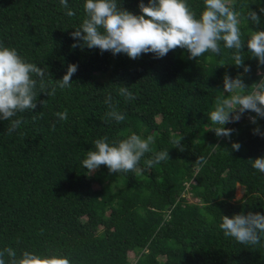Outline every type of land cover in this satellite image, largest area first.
<instances>
[{
    "label": "trees",
    "instance_id": "1",
    "mask_svg": "<svg viewBox=\"0 0 264 264\" xmlns=\"http://www.w3.org/2000/svg\"><path fill=\"white\" fill-rule=\"evenodd\" d=\"M140 2L118 0L133 14H140ZM84 3L68 0L66 9L60 0H0V44L47 68L49 91L69 64L78 66L71 87H56L54 95L39 93V77H34L37 107L19 114L22 124L11 135L9 121L0 120V251L11 247L17 256L25 250L59 251L71 264H264V238L251 248L225 237L219 227L222 216L264 214V174L251 161L264 157V136L253 134L257 126L264 132V118L252 124L249 116L256 114L245 112L225 125L234 130L230 138L210 131L218 125L209 119L216 97L223 95L226 73L242 74L250 87L261 79L264 65L251 56L246 40L247 73L234 65L232 50L223 43L219 56L206 52L196 59L181 48L163 58L148 53L136 60L73 48L77 41L70 34L85 18ZM187 3L197 16L204 8V0ZM234 4L243 15L249 6L260 17L254 24L242 16V39L250 31H264L259 11L264 0ZM69 9L76 15L67 16ZM121 86L136 98L126 101L118 92ZM109 96L124 121L107 117ZM65 109L68 119L59 121L55 114ZM133 133L154 138L152 153L140 162L141 174L109 173L105 165L89 174L82 166L96 139L118 142ZM178 139L183 151L173 143ZM232 143L241 145L239 151ZM164 150L168 160L145 167L144 160ZM198 156L207 159L202 168L195 163ZM94 183L98 187L91 189ZM238 184L244 192L235 199ZM187 191L200 203L197 209ZM165 199L164 211L160 202ZM130 251L136 253L134 262ZM4 259L7 264V255Z\"/></svg>",
    "mask_w": 264,
    "mask_h": 264
},
{
    "label": "clouds",
    "instance_id": "2",
    "mask_svg": "<svg viewBox=\"0 0 264 264\" xmlns=\"http://www.w3.org/2000/svg\"><path fill=\"white\" fill-rule=\"evenodd\" d=\"M60 3L68 9V0H60ZM138 7L140 14H133L123 9L118 0H85V18L70 34L77 41L71 47L99 49L101 54L105 51L113 55L123 53L133 60L148 53L155 58H163L170 50L181 48L187 50L189 59H196L206 52L219 56L223 43L224 48L232 50L234 65L243 67L244 73H247L250 68L243 64L242 55L246 40L251 56L258 60L259 65H264V31H250L247 39H242V16L254 24L260 22L257 12L249 6L246 15H243L236 11L234 0H204V8L199 16L187 0H148L147 5L141 0ZM259 11L264 13V8ZM66 15L72 17L76 13L69 9ZM77 69V65L69 64L66 74L56 80V85L49 91L45 77L51 76L47 68L27 62L15 48L0 44V120L9 121L7 133L11 135L22 124L19 114L37 107L39 93L54 95L56 87H71V78ZM34 77H39V93L36 91L37 79ZM223 87L227 95L223 92L222 96H217L215 107L209 113L212 124L218 126L210 131L217 137L230 138L234 130L225 125L238 122L245 112L256 114L249 116L252 124L257 123L258 117L264 118V74L249 87L244 83L242 74L233 78L226 73ZM118 92L126 101L136 98L127 86H121ZM105 103L110 109L106 113L109 119L117 123L125 120V115L113 106L111 96L105 99ZM55 115L59 121L68 119L67 109ZM253 134L264 136L258 126L253 129ZM153 143L151 135L142 138L133 133L126 139L111 143L105 136L94 141V150L87 152L82 166L89 174L101 165L107 166L109 173L135 172L145 155L152 153L150 145ZM173 143L180 151L184 150L181 139ZM240 147L239 143H232L234 151H239ZM224 151L229 155L227 150ZM168 159V150L159 151L144 160V165L151 168ZM251 161L252 167L264 174V157ZM195 163L202 168L207 164V159L198 156ZM219 227L225 237L255 248L261 245L264 238V214L249 212L246 215L235 214L231 218L222 216ZM5 255L8 257L7 264H71L70 258L59 251L44 255L25 250L17 256L15 249L7 247L0 251V264H6Z\"/></svg>",
    "mask_w": 264,
    "mask_h": 264
},
{
    "label": "rangeland",
    "instance_id": "3",
    "mask_svg": "<svg viewBox=\"0 0 264 264\" xmlns=\"http://www.w3.org/2000/svg\"><path fill=\"white\" fill-rule=\"evenodd\" d=\"M141 168L142 167L139 165L137 170H136V172L141 174ZM95 171L92 172L91 174L95 173ZM195 183L200 184V182L198 180H195ZM97 187H98V185L95 184V183L91 185V189H95ZM243 192H244L243 186L238 184L236 186V190H235V199H240L242 197V195H243ZM185 196H186L188 202L195 206V209H197V207L200 206V203L198 202L197 198L194 195H192L190 192H188V191L185 192ZM160 208L162 210H164V211L168 208V202L166 201V199L165 200H161ZM151 252L155 253L154 250H152ZM128 255H129V258H130V260L132 262H134L136 260V257H137L136 253L130 251Z\"/></svg>",
    "mask_w": 264,
    "mask_h": 264
}]
</instances>
